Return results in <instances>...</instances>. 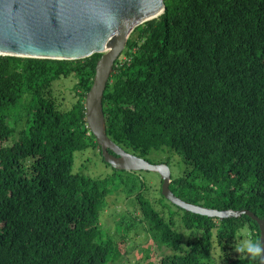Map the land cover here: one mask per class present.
Segmentation results:
<instances>
[{"label":"trees","instance_id":"trees-1","mask_svg":"<svg viewBox=\"0 0 264 264\" xmlns=\"http://www.w3.org/2000/svg\"><path fill=\"white\" fill-rule=\"evenodd\" d=\"M165 2L115 63L103 98L107 133L152 163L154 151L174 153L160 161L181 170L170 185L178 197L264 218V0ZM101 56L0 55V264H128L141 244L135 264H262L234 247L245 228L261 241L249 214L221 219L163 193L153 200L140 170L104 156L112 173L74 171L77 152L102 153L86 109ZM62 78L74 82L70 107L54 91ZM115 192L141 210L123 205L117 239L101 224Z\"/></svg>","mask_w":264,"mask_h":264},{"label":"water","instance_id":"water-1","mask_svg":"<svg viewBox=\"0 0 264 264\" xmlns=\"http://www.w3.org/2000/svg\"><path fill=\"white\" fill-rule=\"evenodd\" d=\"M165 9V0H0V55L80 59L102 53L86 109L105 160L117 169L159 173L164 196L188 211L221 219L249 214L259 222L264 242V218L248 209L219 210L178 197L170 186L172 171L167 163H152L127 152L107 133L103 98L115 63L131 31Z\"/></svg>","mask_w":264,"mask_h":264},{"label":"rangeland","instance_id":"rangeland-1","mask_svg":"<svg viewBox=\"0 0 264 264\" xmlns=\"http://www.w3.org/2000/svg\"><path fill=\"white\" fill-rule=\"evenodd\" d=\"M133 34L134 36H137V33H135V29L131 31L130 36ZM73 84L74 82L72 80L62 78L54 86V91L56 92V95L60 96L61 98L60 100L67 107H70L76 98L73 91ZM169 153L171 152L168 149H165L163 152L154 151L152 152L150 157L152 161L157 162L167 157ZM175 155L177 156V158H180L177 154ZM74 171L83 173L91 177H103L112 173L113 168L106 164V162L103 159V154L100 152L99 148H89L84 152H77L75 154ZM171 171L172 174L176 175L181 170H179L178 167H176L175 165H172ZM139 172L141 179H143L146 182L147 191L145 192V195L153 200L160 199L162 193L161 187L163 185L161 175L152 170H140ZM107 202L108 205L105 209L103 218L101 220V224L105 228V231L108 234H110L115 239H117L120 238L123 233L121 230H119L117 226V221L119 218L118 214L121 212L123 205L124 206L129 205V210L134 211L136 215H141V210L140 207L137 206L136 204L128 203L129 199L123 193L115 192L109 195L107 198ZM169 204L170 206L175 207L171 203ZM139 236L136 235L133 236V238H136V240L139 242V243L137 242V244H141L140 241L142 239V236L141 235ZM245 236L250 237V233L247 230V228L243 230L242 236L237 244H239L245 238ZM137 237L139 238L137 239ZM124 246H125V251L129 250V247H126V245ZM142 248H146V247H144L142 244L137 245L135 247V249L130 253L128 257L129 258L128 264H135L136 260H139V258H142L146 254V252L143 251ZM239 254L247 255L246 253H239ZM151 255L155 257L159 256V254L154 255L153 253H151ZM205 259L212 260L210 258V254L207 255Z\"/></svg>","mask_w":264,"mask_h":264},{"label":"clouds","instance_id":"clouds-1","mask_svg":"<svg viewBox=\"0 0 264 264\" xmlns=\"http://www.w3.org/2000/svg\"><path fill=\"white\" fill-rule=\"evenodd\" d=\"M235 250L239 253H246L250 258L264 259V242L260 240H253L248 236L237 245H234Z\"/></svg>","mask_w":264,"mask_h":264},{"label":"flooded vegetation","instance_id":"flooded-vegetation-1","mask_svg":"<svg viewBox=\"0 0 264 264\" xmlns=\"http://www.w3.org/2000/svg\"><path fill=\"white\" fill-rule=\"evenodd\" d=\"M164 162V161H157V163Z\"/></svg>","mask_w":264,"mask_h":264}]
</instances>
